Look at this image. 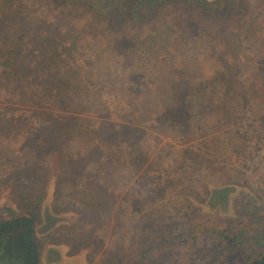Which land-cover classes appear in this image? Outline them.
I'll list each match as a JSON object with an SVG mask.
<instances>
[{
    "label": "rangeland",
    "instance_id": "obj_1",
    "mask_svg": "<svg viewBox=\"0 0 264 264\" xmlns=\"http://www.w3.org/2000/svg\"><path fill=\"white\" fill-rule=\"evenodd\" d=\"M246 2L262 4L251 19L234 20L239 59L218 41L225 24L184 6L165 8L152 26L146 19L155 11L139 20L145 8L134 9L132 22L111 28L103 13L80 1L0 0V59L23 57L45 31L66 45L80 38L73 58L61 54L35 64L33 79L17 75L15 86L1 79L10 68L0 64V83L16 89V113L41 108L42 73L58 71L59 111L85 118L99 135L74 128L63 148L77 150L65 156L61 177L68 181L77 170L76 184L63 195L82 209L79 217H59L47 201L36 263L0 252V264H252L264 258V157L251 156L264 149V0ZM11 63L20 69L24 60ZM18 124L9 130L29 125ZM110 128L121 132L109 138ZM28 155L0 146V162L16 164ZM9 199L1 193L2 219V200ZM61 222L69 227L55 232Z\"/></svg>",
    "mask_w": 264,
    "mask_h": 264
},
{
    "label": "trees",
    "instance_id": "obj_2",
    "mask_svg": "<svg viewBox=\"0 0 264 264\" xmlns=\"http://www.w3.org/2000/svg\"><path fill=\"white\" fill-rule=\"evenodd\" d=\"M10 1L8 0V2ZM47 1L52 3L63 2L64 0ZM79 1L95 13H103L105 22L111 28L124 26L126 21L133 19L135 17L134 9L141 10L145 8L138 16L139 20L150 11H155L157 15L146 19L150 20L151 26L154 25L153 21L156 17L161 12L164 13V9L173 6V4L180 7L184 6L185 11L188 10L190 13L191 10H199L200 13L198 14L202 17L226 25L228 31L224 37L219 35L218 41L229 46L231 50L234 48L236 50L235 58L239 59L237 52L240 48L234 20L238 18L251 19L254 9L261 11L260 7L257 6L262 4L261 2L256 3L258 5L255 8V6L249 5L246 0H73L75 3ZM131 10L132 15H130ZM44 34L45 36H41L34 44V49L26 51L23 57H20V53H17L14 57L0 59L1 65L6 66L7 69L10 68L6 72V77L1 78L3 81L15 86L19 81L17 75H23L22 80L33 79L31 71L35 68V64L41 65V63L52 62L55 60L54 58L61 54L73 58L75 46L80 41L78 36L66 45L46 36V31ZM213 40H216L215 34L211 41ZM33 51H36L34 57H32ZM14 53V51H10L11 55ZM12 58L24 60V64L20 69H17L13 63L10 64ZM57 72L49 69L43 71L42 78H45V83H47V89L43 94L46 101L37 110L24 109L25 112L30 114L16 113L18 110L17 105H15V102L18 101L14 96L16 89L9 91L7 89L9 85L0 83V146H4L9 152L19 153L21 150H26L30 153L16 164H11L10 161L0 162V170H3V174L0 176V196L2 192H6L10 197L9 200H2L1 203L3 204L1 208L6 211V217L4 219L0 218V252H14L33 263H36L39 253L38 239L42 233L39 226H43L44 221L43 205L50 201L53 212L57 216L67 214L65 217H73V220L76 217L78 218L80 211H82L73 200L69 199L68 201L66 199L67 194L63 195L64 189L71 184L75 185V179L77 178V170L72 171L68 181H64L61 177L64 171L65 156L74 157L77 152V150L72 151L71 154L63 152L69 138V132L74 128L80 132L78 127L84 126L88 135L99 136L96 135L97 129L94 126L83 124L85 118L83 119L73 113L59 111L62 109L61 104H64V102L62 98L57 97L60 93L56 89L55 82L61 80L56 76ZM73 75L76 74L73 73ZM71 76L69 75V77ZM30 83L31 81L28 82V84ZM35 83L37 82L35 81ZM29 86H25L26 91H30L34 96L35 94L31 92ZM48 102H51L50 107H44ZM48 108L51 110L49 111ZM46 113L55 120L49 119ZM65 120H68V125L63 127L62 124ZM23 121L29 124L24 130L20 127L9 130L11 124L19 125L18 123ZM89 121L87 122L89 123ZM108 132L110 133L108 137L114 138L121 131H111L110 128ZM108 141H111V139H108ZM95 164H98V161L92 163L93 166ZM77 166L76 163L75 168ZM12 205L15 206L12 207ZM63 223L61 222L60 225L56 226L55 232L69 227ZM252 264H264V258L255 260Z\"/></svg>",
    "mask_w": 264,
    "mask_h": 264
},
{
    "label": "built area",
    "instance_id": "obj_3",
    "mask_svg": "<svg viewBox=\"0 0 264 264\" xmlns=\"http://www.w3.org/2000/svg\"><path fill=\"white\" fill-rule=\"evenodd\" d=\"M258 144H260V143H258ZM260 147H264V145H260ZM254 154H257L258 155V157H264V149L262 148V149H260V150H257V148L255 149V150H253L252 151V155L251 156H253ZM260 161V160H259ZM261 162V161H260ZM255 164V163H254ZM256 164H257V162H256Z\"/></svg>",
    "mask_w": 264,
    "mask_h": 264
}]
</instances>
